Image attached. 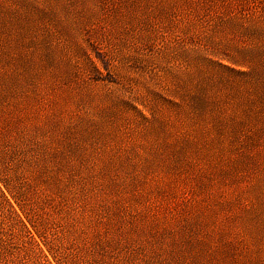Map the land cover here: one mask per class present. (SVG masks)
<instances>
[{
    "label": "rangeland",
    "instance_id": "1",
    "mask_svg": "<svg viewBox=\"0 0 264 264\" xmlns=\"http://www.w3.org/2000/svg\"><path fill=\"white\" fill-rule=\"evenodd\" d=\"M0 264H264V0H0Z\"/></svg>",
    "mask_w": 264,
    "mask_h": 264
},
{
    "label": "trees",
    "instance_id": "2",
    "mask_svg": "<svg viewBox=\"0 0 264 264\" xmlns=\"http://www.w3.org/2000/svg\"><path fill=\"white\" fill-rule=\"evenodd\" d=\"M0 191L2 192V194L5 196L4 192L0 189ZM6 197V196H5ZM8 204L10 205L12 211L20 218V221L22 222V224L24 225V227H26V229L30 232L31 231L28 229V227L26 226V223L22 220L21 216L19 215V213L15 210L14 206L10 203V201L8 200V198L6 197Z\"/></svg>",
    "mask_w": 264,
    "mask_h": 264
}]
</instances>
